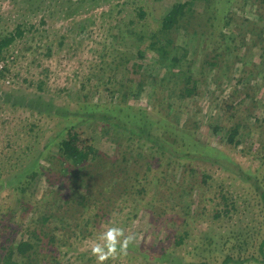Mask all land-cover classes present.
Listing matches in <instances>:
<instances>
[{"label":"rangeland","instance_id":"374dc122","mask_svg":"<svg viewBox=\"0 0 264 264\" xmlns=\"http://www.w3.org/2000/svg\"><path fill=\"white\" fill-rule=\"evenodd\" d=\"M185 1L0 0V34L11 33L20 25L26 28L24 36L0 60V69H8L0 76V94L13 92L27 103L42 96L68 112L66 117H48L26 106L14 108L0 102V172L15 175L24 171L19 177L21 183L31 181L23 192L0 182V244L9 247L13 241L31 237L36 247L33 264H99L93 247H105L102 234L118 227L123 229L121 242L129 236L132 239L121 254L118 249L103 264H169L166 259L132 260L127 257L134 250L129 245H154L158 250L164 246L165 253L177 258V264H224L227 257L233 260L226 264H260L264 240V32L259 33L264 25H250L264 16L259 0H248L246 6L243 0H233L235 22L229 29L241 41L240 46L234 53L225 50L215 68L205 63L209 54L214 56L217 39L197 42L193 49L186 35L177 41L193 50L187 61L193 62L191 72L198 80L199 94L194 102L178 100L173 73L160 67L148 52L140 61L144 64L140 74H145L148 81L153 76L159 82L149 83L138 102L131 98L129 103L137 107L145 104L149 115L171 120L178 131L184 130L183 124L189 119V129L192 124L198 125L203 142L221 149L243 171H256L260 189L212 162L195 165L213 176L215 183L209 182L211 186L200 187V180L187 185L176 161L169 166L155 163L149 171V158L144 152L140 155L136 144L124 137L118 139L109 126L100 129L85 124L80 139L103 154L97 163L80 172L87 174L84 184H88L90 194L83 202L85 208L76 201L62 205L72 197L66 194L74 185L77 171L70 166L65 182V175L59 172L61 166L53 158L58 155L57 141L64 137L67 125L96 102L118 103L121 85L129 77L124 66L131 70L133 61L138 60L137 50L146 48L131 31L148 36L158 28L171 3ZM203 6L198 2L196 9ZM140 7L147 12L144 19L138 17ZM184 69L188 71V67ZM151 90L154 99L147 96ZM173 91L176 93L171 97ZM86 94L87 108L83 99ZM173 102H178L173 108L181 116L178 125L174 120L177 114L172 111L167 116L168 105ZM229 106L233 107L231 111ZM236 123L248 128L237 146L227 142L226 134L213 132L212 125L229 128ZM38 157L46 168H39L36 177H27L35 171ZM127 165L131 175L128 180L121 172ZM142 185L148 188L139 193ZM81 189L86 194V188ZM220 192L229 202L235 201L236 208L215 217L222 209L217 199ZM149 203L157 212L162 209L163 215L151 212ZM54 214L57 218L47 222L42 218ZM184 230L188 232L186 240L175 246ZM42 231L49 236L42 239V235H35ZM236 242L240 245L234 248ZM22 264L32 263L25 259Z\"/></svg>","mask_w":264,"mask_h":264},{"label":"trees","instance_id":"16d2710c","mask_svg":"<svg viewBox=\"0 0 264 264\" xmlns=\"http://www.w3.org/2000/svg\"><path fill=\"white\" fill-rule=\"evenodd\" d=\"M243 1L245 6L249 5V3H247L248 0ZM198 2L204 3V9H196ZM233 3H235L233 0H188L185 2L171 3L166 14L159 21L158 28L153 30L148 36L144 33L138 34L137 32L131 31L132 36H135L137 41H141L140 43L145 45L146 48L144 50H137L135 57L138 60L133 61L131 70L124 66L129 73V77L126 79L127 82L122 83L121 85L122 95L118 103L112 104L111 102H96V104H93V108L88 109V112L76 116L79 117L78 120L67 125L64 131V137L57 141L58 155L53 158L61 166V171L59 172L63 176L65 175L64 177L66 178L70 173V166L74 168L73 170L77 171V175L73 181L74 185L69 188L70 191L66 194H72V197L69 199L67 198L68 200L64 201L62 205L76 201L77 205L85 208L86 204L84 205L83 202L85 199L90 197V194L88 184H84L86 180L84 179V176L87 174L84 173L82 175L81 171L85 167L89 166V164L93 162L97 163V159L103 154L87 141L80 139V130L83 129L85 124H89L91 126L95 125L96 128L100 129H107L109 126V128H113L112 132L116 134L118 139L124 137L131 143L136 144L138 151L141 150L140 155L144 152V156L146 155L149 158L147 167L149 171L155 163L157 166H162L165 163L169 166L176 161L179 164L178 169L181 170L182 176L184 175V177L187 178V185H194L198 182V180H200V187L204 185L211 186L209 182L213 181V176L204 172V170L197 168L195 165L197 162H212L213 164H219L220 168L223 169L224 172H230L233 175L235 173L236 176H240L241 179L249 183L252 188H255L256 190L260 189L258 186L261 183V179H259L256 171H251L250 169L243 171L241 167L231 157L221 151V149L203 142L197 133L199 128L198 125L192 124L191 130L189 129V119L183 124L184 130L180 129L178 131L174 124L171 123V120L162 118L157 120L153 116L149 115L145 104H142L141 107L134 105V107L129 103L131 98L138 102L141 96L145 93L146 87H149V83L154 84V82H159L153 76H151L153 80L148 81L145 74H140L141 70L144 68V64L140 61L141 59L146 58L148 52L153 54L156 63L160 67L165 66L166 71H171L173 73L172 77L176 82L175 87H178L179 89V93L177 94L178 100L181 102L184 99H193L192 102H194V98L199 94L198 80L193 77L191 72L193 62L188 63L187 61V55L192 53L193 50L180 45L177 41L181 36L186 35L189 37L190 46L193 49L197 42H207L208 40L217 39L218 48L216 47L214 50V56L210 54L208 55L209 60L205 63L211 66L212 69L215 68L219 63V59L224 55L225 50L229 52L232 51L234 53V51H236V49L240 46L239 43L241 41H238L237 37L233 35V31L229 29V27H231L235 22V18L233 16L235 13L233 12L231 6ZM259 3V8H262L264 6V0H259ZM146 16L147 12L143 9V7H140L138 9V17L140 19H144ZM131 22L132 24L134 23V21ZM260 23L264 25L263 15L259 16L258 20L256 18V20L251 22L250 25L259 27ZM25 32L26 28L20 25L11 33L0 34V60L6 58L5 54L7 53L8 48L18 38H22ZM217 32L218 34H216ZM263 32L264 30L261 29L259 35ZM262 63H264L263 59ZM184 67H188V71H185ZM7 71L8 69L6 66H3L0 69V76L5 75ZM136 75L142 76H140L141 78L137 80L135 79ZM39 88H41V86ZM148 93L147 96H151L154 99L155 92L151 90ZM175 93L176 91H173L170 96H174ZM36 97L37 100L32 99L28 101L29 103H27L23 101L22 96L19 98V96L13 92H2L0 94V102L4 104L10 103V105L14 108L17 106H26L32 111L37 110L38 112L45 113L48 117L57 115L65 117L68 116L67 109L65 110L61 107L57 108L53 102L43 100L42 96ZM83 99L84 102H86L84 107L87 108L86 104L89 99L88 94L84 95ZM177 103L178 102H176V104ZM176 104L173 102L168 105L167 116L173 111ZM232 108L233 107L229 106L228 110L231 111ZM173 112L177 114L174 116V120L178 125L181 116L177 113L178 111ZM234 116L235 114L233 113L230 117L233 119ZM159 128H162L163 131H160ZM212 128L213 132L218 136L226 134L227 142L234 146H237L242 142L244 139L243 131L248 129L245 126L243 127L240 123H236L229 128L216 124L212 125ZM154 129H156V131H154ZM112 142L115 143L113 139ZM40 160L41 157H38L34 165V167H36L35 171L27 177H36L37 171H40V169L42 170V168H46ZM128 168V165L125 168H121V170H123L121 172L126 175L127 180L131 176ZM49 171H51V169H49ZM23 172L24 171L15 175L11 172H0V182L4 185L7 184V186H10V189L12 190L23 192L26 190L25 188L31 184L30 180L24 182L26 184L21 183L22 181H20L19 177L23 175ZM67 181L68 178L65 179V182ZM18 182L22 185L17 187L14 186L17 185ZM140 184L141 183H139V185ZM82 187L83 189L86 188V194H82ZM140 187L142 189L138 191L139 193H144V191L148 188L145 185ZM217 199L219 200L218 206L222 209L216 211L219 212L215 215V217L231 212L232 208H236L234 204L235 201L229 202L226 195H224V192H220V196ZM153 202L154 200L152 203ZM152 203H149L147 208L154 214L156 212L163 215L162 209L159 212H157V210L155 211L156 208L151 206ZM183 210L186 214L189 213L185 209ZM44 216L45 217L42 218L47 222L50 220L49 218H57L58 215L55 216L54 214L49 217L46 215ZM180 217L182 216L180 215ZM61 218H65V216H61ZM60 222H64V220L60 219ZM35 235H42V239L45 238V236H49L46 231H42L40 234ZM187 236L188 232L184 230L183 234L178 235L175 246L183 244ZM46 238H49V241L52 243L55 241L54 237ZM245 244H248V241H246ZM34 245L35 243H33L31 237L27 239L22 238L19 241H13L9 247H5L3 244H0V264H22L25 259L33 264V256L36 253V247ZM239 245V242H236L233 246L235 248L239 247ZM131 246L134 249L132 252L133 255L127 253V257L131 256L132 260H149L150 258H154V260L159 261L166 259L169 264H177L175 263L177 258H173L169 254L165 253L166 251L164 246L159 250L157 246L154 245H141L142 247L129 245L128 248H131ZM118 249H120L119 244L117 245V251ZM121 253L122 251L120 254ZM174 253L175 252L172 253L173 256ZM260 253L262 259L259 262L260 264H264V240L260 246ZM232 260L233 259L231 257H227L224 264L230 263ZM246 261L248 260H244L243 262Z\"/></svg>","mask_w":264,"mask_h":264},{"label":"clouds","instance_id":"9594fccd","mask_svg":"<svg viewBox=\"0 0 264 264\" xmlns=\"http://www.w3.org/2000/svg\"><path fill=\"white\" fill-rule=\"evenodd\" d=\"M123 235V229L118 227H111L106 233H103L101 236L102 241L106 242L105 247H101L99 244H96L92 251L93 254L97 256L99 264H103L109 256H113L117 253V245H120V250L123 251L128 243L131 241L132 237L129 236L125 238L122 242L119 238Z\"/></svg>","mask_w":264,"mask_h":264}]
</instances>
